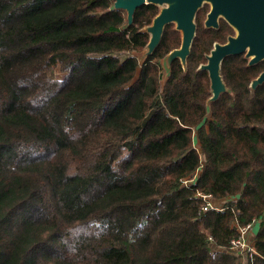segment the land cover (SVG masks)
I'll list each match as a JSON object with an SVG mask.
<instances>
[{
    "label": "trees",
    "instance_id": "obj_1",
    "mask_svg": "<svg viewBox=\"0 0 264 264\" xmlns=\"http://www.w3.org/2000/svg\"><path fill=\"white\" fill-rule=\"evenodd\" d=\"M158 11L128 25L112 0H0V264H264V61L225 58L207 103L219 34L199 26L162 82L174 24L134 54ZM249 222L252 257L231 248Z\"/></svg>",
    "mask_w": 264,
    "mask_h": 264
},
{
    "label": "water",
    "instance_id": "obj_2",
    "mask_svg": "<svg viewBox=\"0 0 264 264\" xmlns=\"http://www.w3.org/2000/svg\"><path fill=\"white\" fill-rule=\"evenodd\" d=\"M204 2L210 6L205 19L207 27H217L221 16L235 30V35L228 36L225 43L215 42L205 56L206 61L199 65V69L207 71L209 77L210 96L207 103H210L228 90L221 74V64L226 56L244 52L248 65L264 60V0H112V7L126 13L128 25L132 23L139 6L151 3L159 7L151 23L142 27L149 34L143 49L145 58L159 45L165 26L174 24V29L180 33V44L163 57L168 75L171 62L175 59L183 67L186 66L196 35L195 15ZM263 82L264 70L251 80L250 87L255 89Z\"/></svg>",
    "mask_w": 264,
    "mask_h": 264
},
{
    "label": "built area",
    "instance_id": "obj_3",
    "mask_svg": "<svg viewBox=\"0 0 264 264\" xmlns=\"http://www.w3.org/2000/svg\"><path fill=\"white\" fill-rule=\"evenodd\" d=\"M196 175V172H194L192 176L183 178L181 182L183 185H190L194 182ZM197 196L201 197L203 201V204L201 205L202 211H207L209 209L221 210L223 208V205L218 203L217 199L211 193L198 192ZM253 222H249L246 225L240 227L238 237L231 240L232 249H240V251L246 250L250 257H252L254 252L251 243L252 241L249 240V231L252 230Z\"/></svg>",
    "mask_w": 264,
    "mask_h": 264
},
{
    "label": "flooded vegetation",
    "instance_id": "obj_4",
    "mask_svg": "<svg viewBox=\"0 0 264 264\" xmlns=\"http://www.w3.org/2000/svg\"><path fill=\"white\" fill-rule=\"evenodd\" d=\"M209 8H210V6H209V3H207V2H204L203 3V5L198 9V11L196 12V15H195V23H196V30H197V28L199 27V26H201L202 28H204V29H213V30H217V32H218V34H219V38L217 39V40H215V41H213L212 42V46H213V44L215 43V42H218V43H221V44H223V43H225L226 41H227V37L228 36H230V35H235V30H234V28L223 18V17H219L218 18V25H217V27H214V26H206L205 25V19H206V14H207V12H208V10H209ZM212 48V47H211ZM210 51V50H209ZM209 53V52H208ZM207 53V54H208ZM236 55H241L242 56V58L243 59H245L246 60V64L248 65V59L247 58H245L244 57V52H242V53H239V54H234V55H229V56H226L225 58H228V57H230V56H236ZM224 58V59H225ZM223 59V60H224ZM261 61H264V60H261ZM261 61H259V62H261ZM259 62H257V63H259ZM256 63V64H257ZM253 65H255V64H253ZM253 65H249V66H253ZM262 70H264V68L262 69ZM261 70V71H262ZM261 71H259V73L261 72ZM258 73V74H259ZM257 74V75H258ZM256 75V76H257ZM255 76V77H256ZM254 77V78H255ZM254 78H251L250 79V82H249V87H250V83H251V80L252 79H254ZM264 83V82H263ZM262 83V84H263ZM261 85V84H260ZM258 86V85H257ZM251 88V87H250ZM252 89V88H251ZM256 89V88H255ZM252 90H254V89H252Z\"/></svg>",
    "mask_w": 264,
    "mask_h": 264
},
{
    "label": "rangeland",
    "instance_id": "obj_5",
    "mask_svg": "<svg viewBox=\"0 0 264 264\" xmlns=\"http://www.w3.org/2000/svg\"><path fill=\"white\" fill-rule=\"evenodd\" d=\"M135 54L138 57L139 63L142 64L144 62V60H145L144 51H142V52H135ZM160 63H161V75H162L161 78H162V81H164L166 79L167 70L168 69H167V67L165 65L164 58L160 60ZM55 73H56V76H57L58 79H62L64 77V74L62 72H60L57 67L55 68ZM197 173H198V171L196 172V174ZM252 232H253V230H250L249 231V235H252ZM253 234H254V232H253ZM249 240H252V238H250V236H249Z\"/></svg>",
    "mask_w": 264,
    "mask_h": 264
},
{
    "label": "crops",
    "instance_id": "obj_6",
    "mask_svg": "<svg viewBox=\"0 0 264 264\" xmlns=\"http://www.w3.org/2000/svg\"><path fill=\"white\" fill-rule=\"evenodd\" d=\"M225 201H226V200H223V201H222V200H217V202H218V203H221L222 205L225 204ZM253 231H254V230H253ZM253 235H254V234H253V232H252V235H249L250 238H253Z\"/></svg>",
    "mask_w": 264,
    "mask_h": 264
}]
</instances>
